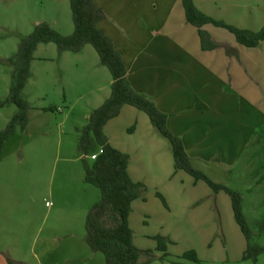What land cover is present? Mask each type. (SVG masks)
<instances>
[{"label": "rangeland", "instance_id": "rangeland-1", "mask_svg": "<svg viewBox=\"0 0 264 264\" xmlns=\"http://www.w3.org/2000/svg\"><path fill=\"white\" fill-rule=\"evenodd\" d=\"M103 2L113 16L122 10L116 16V25L123 24L125 32L134 27L140 32V24L160 32L166 22H169V32L176 33L183 28L177 11L174 12L176 0ZM193 2L195 6H202L201 0ZM183 7L181 4L182 12ZM71 10L69 0H0V103L7 100L12 87L13 67L6 61L18 53L22 39L40 23L49 24L63 36L72 35L75 28ZM101 10L106 18L98 27L103 31L100 25L110 21V17ZM212 12L214 17L209 18L239 30L259 33L264 28V0H217ZM210 26L215 34L222 36L221 40L227 38L234 43L235 46L225 43L227 48L221 49L229 61H234L232 66L243 67L242 61L246 60L250 68V85L240 89L245 94L244 113L235 111V117L248 118L249 133L242 142L232 132L228 133L229 137L217 135L208 140L202 137L198 141L202 147L199 152L216 150L215 160L207 161L209 156L206 155L205 160L189 158L192 167L212 182L240 193L243 214L251 229V245L262 248L264 42L258 48H246L227 30ZM58 48L53 43L38 45L31 75L22 93L23 99L30 104L29 124L7 140L0 162L5 180L1 182L24 198L26 210L36 212L46 210L59 197L70 199V195L84 193L85 189L100 194L97 188L84 182L83 160L92 166L101 149L94 144L85 156L79 150V139L93 111L105 103L106 96L110 97L112 76L101 65L93 46L86 45L78 54L59 52ZM241 49L252 52L244 57ZM115 50L120 54L117 48ZM258 75L260 81L255 79ZM15 113V105L0 107V132L5 130ZM120 115L108 121L111 124L108 129L106 125L103 132L113 148L117 147L115 149L129 156L128 172L132 181L146 189L145 200L133 202L129 217L133 245L140 251L152 252V256H141L139 264H264V255L257 262L242 259L247 241L235 222L230 197L224 192L215 193L205 182L176 170L169 142L156 131L159 140L169 147L168 159L165 156L160 162L144 159L131 145L143 140L142 132H136L137 120L133 121L127 114ZM243 141H248L246 153L229 169L225 163L233 156L232 149L236 152L242 148ZM157 194L164 198L165 206ZM89 197L93 201L91 192L87 194ZM96 200L97 203L98 197ZM165 255V260L160 261Z\"/></svg>", "mask_w": 264, "mask_h": 264}, {"label": "crops", "instance_id": "crops-1", "mask_svg": "<svg viewBox=\"0 0 264 264\" xmlns=\"http://www.w3.org/2000/svg\"><path fill=\"white\" fill-rule=\"evenodd\" d=\"M94 2L110 17L100 27L124 59L129 84L167 115V128L181 138L191 160H205L206 155L207 161H213L217 156V151L211 148L209 152H199L202 147L198 141L202 137L207 140L217 135L229 137L230 132L240 142L248 137V118L235 117V111L244 113L245 94L240 89L250 85V68L246 60L242 61L243 67L232 66L234 61H229L221 49L203 51L198 30L186 22L181 0L174 4V12L177 11L183 26L176 33L169 32V22L160 32L142 24L138 26L140 32L130 25L131 30L125 32L123 24L116 25V16L122 10L113 16L103 0ZM201 4H197L198 9L214 17L212 11L217 0H201ZM204 30L218 43L235 46L227 38L221 40L222 36L215 34L212 26H205ZM240 52L248 57L252 51L246 53L241 49ZM255 79L260 81L259 75ZM135 110L125 106L121 111V115L136 119V132H142L140 144L131 145L144 159L160 162L165 156L167 160L169 147L159 140L149 118ZM247 143L243 141L242 148L236 152L232 149L233 156L225 163L229 169L244 156ZM3 175L0 167V264H105L104 256L94 255L84 241L86 216L100 194L85 189L84 193L70 195V199L59 197L46 210L36 212L26 210L24 198L1 182H5ZM88 192L93 201L87 198Z\"/></svg>", "mask_w": 264, "mask_h": 264}, {"label": "trees", "instance_id": "trees-1", "mask_svg": "<svg viewBox=\"0 0 264 264\" xmlns=\"http://www.w3.org/2000/svg\"><path fill=\"white\" fill-rule=\"evenodd\" d=\"M181 2L187 24L198 30L203 51L227 48L226 44L218 43L204 30V27L210 24L227 30L235 36L239 45L246 48H258L264 42V28L259 33L239 30L223 22L212 20L198 10L193 0H181ZM69 3L75 28L72 35L63 36L53 30L49 24L40 23L28 37L22 39L18 53L6 61L13 67L12 87L7 100L0 103V107L15 105L16 113L5 130L0 132V162L7 140L18 129L25 130L29 124L30 104L23 99L22 93L30 78L31 64L38 45L53 43L59 47V52L73 54L80 53L86 45L93 46L101 65L111 73L113 84L110 97L101 107L93 111L90 122L81 131L79 139V150L85 156L92 151L94 144L101 149L92 166L83 160L84 182L97 188L101 196L89 211L85 222L84 241L90 251L94 254H102L105 264H139L141 256L149 254L152 256V252L140 251L133 245V232L129 226L132 204L138 199L145 200L146 189L142 184L132 181L128 172L129 156L113 148L103 132L108 121L117 118L123 107L130 106L145 113L156 132L169 142L176 170L183 171L196 181L205 182L215 193L224 192L230 197L235 222L247 241L242 259L257 262L258 258L264 255V247L251 245V229L243 214L240 193L212 182L206 175L195 170L181 138L174 136L167 128V115L159 111L153 100L133 90L120 54L98 27L106 16L94 0H69ZM157 197L165 206L161 194H157ZM161 251L165 252L164 249ZM165 257L166 255L161 257L160 261H164Z\"/></svg>", "mask_w": 264, "mask_h": 264}]
</instances>
